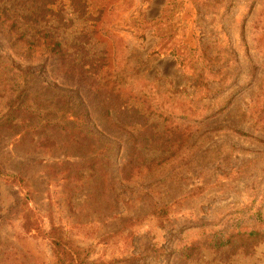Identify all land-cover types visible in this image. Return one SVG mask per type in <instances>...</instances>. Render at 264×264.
<instances>
[{
	"label": "rangeland",
	"instance_id": "374dc122",
	"mask_svg": "<svg viewBox=\"0 0 264 264\" xmlns=\"http://www.w3.org/2000/svg\"><path fill=\"white\" fill-rule=\"evenodd\" d=\"M165 1L153 0L148 8L143 0H117L120 12L111 23L114 36L106 39L130 59L128 71L163 92L158 100L165 102L169 116L153 119L161 126H176L177 132L184 133L183 141L169 150L147 153L134 173L138 175L128 181L116 165V176L101 170L92 159L95 151L47 152L39 134L21 135L19 126L4 122L6 108L2 107L0 168L6 176H0V264H56L44 233L53 225L94 264H264V237L238 233L259 226L251 218L253 211L264 213V102L258 95L264 58L252 42L263 32L257 27L261 21L264 24V0H183L185 24L178 37L182 40L185 35L190 46L208 47L215 68L230 73L224 76L229 81L210 83L212 91L207 94L195 89L193 77L174 56L149 54L158 41L153 30L145 31L142 38L125 24L144 8L147 16L158 14ZM58 8H62L60 16L46 28L68 44H86L81 29L89 30L85 23L92 20L75 12L70 0H61ZM242 26L251 58L260 67L255 81L248 76ZM228 37L227 51L237 55L239 66H227L223 55L218 56L223 50L218 49L220 41ZM98 39L99 33L81 57L99 55L105 43ZM7 44L0 35V62L9 64L6 70L0 64V91L15 85L17 92L23 89L28 94L42 86L73 95L74 72L51 60L43 67L45 59L30 64L23 50ZM258 48L264 54V47ZM28 64L36 77L23 76ZM83 84L82 91L94 89L88 82ZM227 102L226 110L202 119L207 111H220ZM110 130L119 137L121 144L115 150L122 165L133 157V144L128 133L114 126ZM164 206L168 209L161 211ZM34 216L40 230L31 222ZM216 237L232 240L218 246L212 243Z\"/></svg>",
	"mask_w": 264,
	"mask_h": 264
},
{
	"label": "trees",
	"instance_id": "16d2710c",
	"mask_svg": "<svg viewBox=\"0 0 264 264\" xmlns=\"http://www.w3.org/2000/svg\"><path fill=\"white\" fill-rule=\"evenodd\" d=\"M70 1L75 12L87 17V20H92L90 24L85 23L89 30L81 29L80 35L86 44L80 41L68 44L60 39L59 34L46 28L51 19L60 16L62 8L57 10V7L61 0H0V35L1 39L6 40L11 46L7 44V47L23 50L24 57L29 58L30 64L32 61L45 59L41 67L48 60L66 67V70L76 74L77 82L75 88L70 91L73 95L68 92H66L68 95L59 94L57 91L50 90L51 88L42 86L35 87L32 92L29 90V93L25 94L23 89L17 92L15 85L9 86L8 91H0V109L6 108L3 121L12 127L19 126L21 135L32 132L39 134L42 137L40 141L47 152L62 151L65 148H70L69 150L73 152L77 149L90 150L91 153L95 151L93 153L95 157L93 156L92 159L94 163L100 164L101 170L108 172L110 177L116 176L114 172L116 165L119 168L118 172L131 181L134 176L138 175L134 173L139 171L147 153L157 149L161 150V148L169 150L175 143L183 141L184 133L177 132V127L174 125H172L174 128L161 126L158 119H153V116H159L166 120L169 116L165 102L158 100L159 94L163 92L157 87L154 88L153 83L128 71L131 68L130 59L125 57V54H121L119 46L114 45L111 48L109 42L107 43V39L114 36L111 23L120 12L118 8L120 6L115 4L117 0ZM152 1L143 0V3H148L149 8ZM147 9L144 8L143 12L132 14L125 24L134 28L133 32L138 33V36L142 38L145 37V31L153 30L158 41L149 54L174 56L179 66L193 77L195 89H199L204 94L212 91V82L230 80L228 77L224 78L230 74L228 70L215 68L216 59L209 54L208 47L199 43L190 46L184 40L185 35L182 40L178 37L177 31L185 24L181 18L184 10L183 0H166L160 12L154 16H147ZM60 21L63 20L60 18ZM257 29L263 32L260 38L255 36L252 42L257 53L264 58L263 51L258 48V46L264 47L262 21ZM98 33V42L105 43L99 55H91L89 58L81 57L80 53ZM244 34L245 28L242 26L241 36L246 60L250 66L248 76L255 81L260 67L251 58L250 48L244 39ZM220 44L218 49L223 50L219 51L218 56L221 54L226 60L222 59V62H227V66H239L240 61L237 55L227 51L231 45L229 37L226 42L221 40ZM0 64L5 70L9 66L5 61ZM30 64L23 70V76L30 73L36 77L35 73L30 71ZM84 82H88L94 89L86 87L82 91L81 86ZM260 86L259 100L264 102V79L261 80ZM16 93L17 98H15ZM227 104L228 102L219 109L220 111H207L202 119L215 117V113L226 110ZM165 114L167 117L164 116ZM17 118L20 121L14 123ZM107 120L111 125H108ZM111 126L128 133L133 144V157L122 165L118 161L119 151L115 150L116 145L120 146L121 143H119V137L110 130ZM236 131L239 132V130ZM54 135L57 137L54 138ZM0 176H6L1 168ZM15 177H19V174ZM167 209L168 206H164L161 211ZM250 215L259 226L243 229L238 233L251 238L264 237L263 211H253ZM31 222L36 224L37 230H40L35 216L31 218ZM44 233L51 242L56 264H94L87 259L80 246L68 240L61 228L53 225L49 231H44ZM215 239L216 241L212 243L218 246L226 245L232 240L231 237L226 240L220 237ZM193 249L194 247H191V250Z\"/></svg>",
	"mask_w": 264,
	"mask_h": 264
}]
</instances>
